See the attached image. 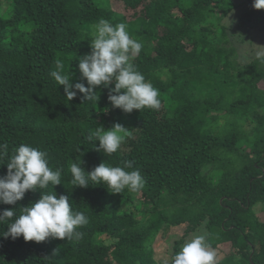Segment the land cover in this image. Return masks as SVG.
Listing matches in <instances>:
<instances>
[{
    "label": "trees",
    "instance_id": "obj_1",
    "mask_svg": "<svg viewBox=\"0 0 264 264\" xmlns=\"http://www.w3.org/2000/svg\"><path fill=\"white\" fill-rule=\"evenodd\" d=\"M116 1L134 11L132 20L111 0H0V144L9 156L21 144L46 152L49 166L64 171L61 185L41 191L69 196L88 217L79 240L0 236V264H171L158 260L157 238L182 231L173 256L201 227L212 248L237 251L218 264H264V56L239 63L221 24L233 0ZM254 10V26L264 28V9ZM100 18L126 23L143 44L131 62L159 90V109L114 108L113 85L97 87V101L84 103L80 93L68 101L50 75L60 61L73 83L87 86L79 58L91 52ZM117 123L126 128L120 149L97 151L90 133ZM77 157L86 172L132 161L145 185L119 194L104 185L74 187L69 168ZM40 196L29 191L16 205L0 203V213Z\"/></svg>",
    "mask_w": 264,
    "mask_h": 264
},
{
    "label": "clouds",
    "instance_id": "obj_2",
    "mask_svg": "<svg viewBox=\"0 0 264 264\" xmlns=\"http://www.w3.org/2000/svg\"><path fill=\"white\" fill-rule=\"evenodd\" d=\"M253 8L264 9V0H253ZM126 23L113 25L100 18L94 25L91 52L79 58V72L87 86L82 82H72L70 71L65 72L62 62L57 61L55 70L50 75L58 86L64 87L68 101L82 94V101L98 100L95 89L99 86L110 88L108 99L114 108L125 113L133 110L159 109L160 93L153 84L145 79L131 62L138 56L143 44L132 38ZM126 128L114 124L109 130L102 126L90 133L88 139L99 142L97 151L116 153L123 143L121 135ZM47 153L28 144H21L9 156L6 144H0V161L7 158V175L0 177V203L16 205L26 192L41 193L38 201L19 209H8L0 213V224L7 225V231L0 232L5 239L23 237L24 241L44 242L48 238L59 240H79L83 233L78 229L88 223V217L82 211H74L69 196L53 191L41 190L49 185L62 184L63 168L49 166ZM83 161L77 157L70 164L71 183L74 187L86 188L89 185H104L114 194L126 189L137 192L143 189L145 179L140 170L133 169L132 161H125L124 166H110L102 162L90 172L82 167ZM132 169V170H128ZM19 210V215H17ZM218 253L206 242L205 235H194L186 241L178 252L171 257V264H218Z\"/></svg>",
    "mask_w": 264,
    "mask_h": 264
},
{
    "label": "rangeland",
    "instance_id": "obj_3",
    "mask_svg": "<svg viewBox=\"0 0 264 264\" xmlns=\"http://www.w3.org/2000/svg\"><path fill=\"white\" fill-rule=\"evenodd\" d=\"M233 3L232 11L222 20L221 24L226 27L229 38L237 48L239 63L243 64L256 57L264 56V28H262L260 23H257L256 27L254 26V22L259 20L258 13L246 1L233 0ZM111 8L115 12L125 15L127 21L134 18V11L127 9L119 1L111 0ZM259 87L264 89V81L259 83ZM229 122L231 121H228L226 117L220 121L223 127H227ZM258 210H260L259 207H257ZM199 230L198 233L190 234L186 241L190 240L194 235H206L207 231L204 227ZM181 233L180 229H169L157 238L159 242V247L156 249L158 260L171 261L173 244L177 239L181 238ZM216 250L219 260L229 252L237 253L230 244L219 245Z\"/></svg>",
    "mask_w": 264,
    "mask_h": 264
}]
</instances>
